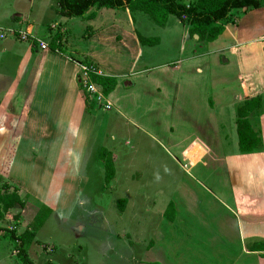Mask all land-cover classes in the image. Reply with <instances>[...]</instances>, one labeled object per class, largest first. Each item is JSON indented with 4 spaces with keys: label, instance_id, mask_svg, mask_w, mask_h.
Returning <instances> with one entry per match:
<instances>
[{
    "label": "rangeland",
    "instance_id": "374dc122",
    "mask_svg": "<svg viewBox=\"0 0 264 264\" xmlns=\"http://www.w3.org/2000/svg\"><path fill=\"white\" fill-rule=\"evenodd\" d=\"M13 8L1 0L0 16L11 15ZM240 11L231 12L232 21L245 16ZM65 25L66 41L56 42V48L52 41L59 31L42 25L34 35L48 45L47 51L59 49L68 66L94 59L104 75L115 77L117 86L108 96L113 109L103 110L91 97L90 103L82 101L86 91L74 79L79 96L70 102L66 126L54 130L40 120L31 130L48 138L43 151H50L52 159L26 157V144L16 159L13 152L0 155L4 179L19 187L21 195L35 198L28 200L17 228L11 213L1 222L0 254L6 251L7 256L0 258L22 264L10 232L2 229L22 233L43 202L52 214L34 241L44 251L35 258L29 249L35 263L53 256L56 264H76L75 259L78 264H238L235 214L222 202L236 214L240 205L246 207L249 173L264 172V160L237 151L234 108L220 111V105L241 93L236 59L229 55L228 65L223 54L220 58L214 52L223 39L199 41L177 17L169 16L161 28L147 15L123 9L92 8L83 17L67 18ZM1 33L7 39L0 44L6 46L12 37ZM139 36L158 43L142 45ZM70 78L68 70V82ZM195 140L208 148L210 157L191 151ZM102 151L115 164L110 183L104 181ZM260 180L262 188L264 178ZM170 202L173 214L162 217Z\"/></svg>",
    "mask_w": 264,
    "mask_h": 264
},
{
    "label": "crops",
    "instance_id": "0c3cea01",
    "mask_svg": "<svg viewBox=\"0 0 264 264\" xmlns=\"http://www.w3.org/2000/svg\"><path fill=\"white\" fill-rule=\"evenodd\" d=\"M9 1L14 7V12L11 15L5 14L4 16L3 14L0 16V34L2 30L14 29L28 33L34 32L33 34L38 36L39 27L44 25L51 31L60 32L61 37L54 39L57 40L59 45L61 42L66 41L63 34L67 31L65 25L67 18L57 13L56 0ZM21 5H23L25 11L21 9ZM240 12H243L242 15L245 16L235 18V21L226 25L225 31L219 37L223 41H220L218 47L214 50L220 58L222 54L224 55V62H228V65L229 55L236 59L237 82H240L238 91H241V93L235 95L232 101L220 105L221 112L230 107L234 108L235 112V105L244 98L264 95V7L251 11L241 10ZM6 17H10L11 22L4 21L3 19ZM57 19L60 21H57ZM62 19H64V22H62ZM25 25L28 29L23 28ZM226 37L231 41L225 43L224 39ZM39 38L42 40L41 37ZM9 41L6 46L0 44V155L3 157L5 153L13 152L12 157L16 159L23 150V144H26L28 146L27 150H24L26 157L33 158L36 162L40 158L48 162V159H52L51 157L54 156L50 151H43V148H47L44 139L48 138L42 136L40 131L35 134L31 130H33L32 128L37 129V123L39 124L40 120L43 124L55 128L54 130L66 126L69 118L70 102L74 96H79L74 84V79L79 83V62H75V64L71 62L74 64L73 68V66H68L64 62L59 49L44 51L38 48L34 42L24 43L13 37ZM137 43L134 40L136 51L139 49ZM53 48H55V45ZM93 60L88 59V62L97 65L100 71L103 72L99 64ZM10 64L14 67L13 69ZM68 70L70 71V82L67 79ZM5 72H10L11 76H8ZM103 74L105 73L103 72ZM68 83L72 87L69 88ZM82 96L85 97L84 94ZM81 99L84 101L85 98ZM209 102H212V107L213 101L209 100ZM252 122L255 131L259 130L262 146L259 152L247 155L260 156V159L264 160V113H261ZM56 132V138H61L60 131ZM40 143L43 146L42 148L35 146ZM202 144L199 140H195L192 145L194 147L202 146V152L206 157H210L208 148L204 144L203 147ZM33 145L34 148H32ZM262 173L264 172L259 168L257 170L253 169L249 173L252 179L246 186L248 189L247 194L251 197V200H248L245 204L248 207L240 205L239 213L236 214L235 211L222 202L230 212L235 214L236 237L240 240L239 245L241 248L239 252L241 258L238 264H264V251L259 250L261 246H264V185L261 188L258 184V182H261L260 179L264 178V174L261 176ZM27 194L29 200L34 198L32 193L27 192ZM42 204L44 203L42 202ZM167 206L161 212L162 217L166 216ZM227 213L232 216L229 211ZM32 245L29 248L32 249L30 253L37 258L44 250L37 248L36 244H34V247ZM151 245H153L152 242L145 249L149 250ZM52 250H49L50 253H52ZM4 255L7 256L6 251ZM4 255L0 254V256ZM72 257L73 255L70 254L66 258L70 260ZM46 258L41 264H45L47 261L56 264V257L52 256L47 260ZM0 260H2L0 264H18L13 258L9 262L6 258H0ZM75 261L78 264V260L75 259ZM145 263L165 264L153 260L145 261ZM33 264L39 263L33 262Z\"/></svg>",
    "mask_w": 264,
    "mask_h": 264
},
{
    "label": "trees",
    "instance_id": "16d2710c",
    "mask_svg": "<svg viewBox=\"0 0 264 264\" xmlns=\"http://www.w3.org/2000/svg\"><path fill=\"white\" fill-rule=\"evenodd\" d=\"M56 3L57 13L65 18L83 17L92 8L123 9L130 12H141L147 15L157 26L164 28L169 16H174L191 26L189 31L191 37L197 35L199 41L211 43L216 41L225 31L226 25L232 22L231 12L233 10L251 11L264 7V0H194L189 3L182 0H56ZM56 37L61 36L57 35ZM139 41L142 45L158 43L157 38L150 40V38L141 36H139ZM53 42H55L56 48L58 42L54 40L52 44ZM79 64L94 68V71L88 73L89 79L104 96L108 97L115 90L117 86L115 77L104 75L97 65L91 62L84 61L79 62ZM97 72H101V74ZM81 80L82 76L79 72V84L82 83ZM85 96V102L90 103L87 98L89 95L86 92ZM261 113H264V95L246 97L235 105L237 151L242 155L253 154L261 150L262 138L259 130L255 131L251 124V121H255ZM106 154V151H102L98 156L103 165L104 181L110 183L115 177L116 168L111 155ZM6 177L7 175L0 173V224L6 221L7 216L11 213L12 223L17 228L29 200V195H21L20 188L6 181L4 179ZM118 203L123 211L125 200H119ZM173 209V204L169 203L166 209V217L168 211L173 212ZM14 211L16 212L14 213ZM51 214V208L41 204L32 223L22 233H18L16 229H2L10 232L9 237L14 241L16 253L22 264H33L27 252L34 243L37 232ZM259 250L264 251V246H261ZM45 264L54 263L47 261Z\"/></svg>",
    "mask_w": 264,
    "mask_h": 264
},
{
    "label": "built area",
    "instance_id": "2783aa9c",
    "mask_svg": "<svg viewBox=\"0 0 264 264\" xmlns=\"http://www.w3.org/2000/svg\"><path fill=\"white\" fill-rule=\"evenodd\" d=\"M5 31L8 35L17 39L18 41L34 42L35 44H37L38 48H40L41 50H47L48 48V45L44 41L40 40L39 38H37L36 35L32 33H28L26 31H21V30L17 31L14 29H7ZM0 38L1 39L6 38V34L1 33ZM78 66H79V71L82 76L81 84L83 88L85 89L86 93L89 95V97H91L90 99H93L94 102L98 104V106H100L103 110H106V111L112 110L113 105L108 100V97L104 96L102 92L98 89V87L94 83H92L89 79L88 73L90 71H94V68L92 66H86V65H80V64ZM99 74H101V72ZM197 147H199L200 149L196 150ZM197 147H193L191 151L194 152L197 156H202L204 153L202 152V148L200 146H197Z\"/></svg>",
    "mask_w": 264,
    "mask_h": 264
},
{
    "label": "bare ground",
    "instance_id": "6f19581e",
    "mask_svg": "<svg viewBox=\"0 0 264 264\" xmlns=\"http://www.w3.org/2000/svg\"><path fill=\"white\" fill-rule=\"evenodd\" d=\"M198 38V37H197Z\"/></svg>",
    "mask_w": 264,
    "mask_h": 264
},
{
    "label": "water",
    "instance_id": "95a60500",
    "mask_svg": "<svg viewBox=\"0 0 264 264\" xmlns=\"http://www.w3.org/2000/svg\"><path fill=\"white\" fill-rule=\"evenodd\" d=\"M197 38V37H196Z\"/></svg>",
    "mask_w": 264,
    "mask_h": 264
}]
</instances>
